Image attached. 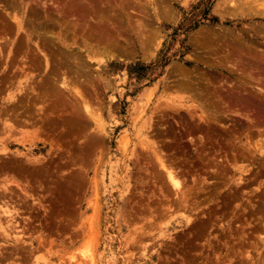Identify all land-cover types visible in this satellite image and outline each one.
I'll return each instance as SVG.
<instances>
[{"label": "rangeland", "instance_id": "obj_1", "mask_svg": "<svg viewBox=\"0 0 264 264\" xmlns=\"http://www.w3.org/2000/svg\"><path fill=\"white\" fill-rule=\"evenodd\" d=\"M43 2L0 0V264H264V102L217 101H264V0Z\"/></svg>", "mask_w": 264, "mask_h": 264}, {"label": "bare ground", "instance_id": "obj_2", "mask_svg": "<svg viewBox=\"0 0 264 264\" xmlns=\"http://www.w3.org/2000/svg\"><path fill=\"white\" fill-rule=\"evenodd\" d=\"M31 1V0H30ZM39 1V0H38ZM48 1V0H47ZM51 1H53V0H51ZM34 2H36V1H34ZM65 2V1H64ZM120 2V3H119ZM123 2V0H68V2L64 5L63 3H62V5H64V6H67V10H68V13H66V14H68V15H71V17H72V19L73 20H75V21H79V23H80V21H82V20H84L85 19V17L86 18H88L89 20V22L90 21H92L96 26H98L99 28L100 27H102V26H104L106 23H104L102 20H103V17L106 15V14H104V12H108L109 10H113V11H115V9H120V12H122L121 10H123L122 9V7L124 6V4H122L123 6H121V3ZM125 2V1H124ZM41 3V2H40ZM43 3H45V0H44V2ZM42 4V3H41ZM46 4V3H45ZM45 4L43 5V6H45ZM49 4H50V2H49ZM60 4V3H59ZM120 4V5H119ZM58 5V4H57ZM11 6H12V4H11ZM19 7V6H18ZM40 7V6H39ZM63 7V6H62ZM86 7V8H85ZM57 8H58V6H57ZM125 8V7H124ZM46 9V8H45ZM14 10V9H13ZM59 10V9H58ZM119 11V10H118ZM117 11V12H118ZM124 11V10H123ZM31 12V11H30ZM29 12V13H30ZM124 12H126V10L124 11ZM100 13V14H99ZM113 13H115V12H113ZM133 13V12H132ZM134 13H135V11H134ZM35 14H36V12H35ZM55 14V13H54ZM98 14L100 15L99 17H100V19H99V17H98ZM103 14H104V16H103ZM116 14V13H115ZM123 14V13H122ZM64 15V14H63ZM67 15V16H68ZM65 16V15H64ZM96 16L98 17L97 18V20L95 19L96 18ZM62 17V16H61ZM69 17V16H68ZM110 16H108V18H109ZM113 16H112V14H111V17L110 18H112ZM108 18H106V16L104 17V19H107V21H109V19ZM115 18H117V17H115ZM68 19V18H67ZM56 21V20H55ZM59 21V20H58ZM62 21V20H61ZM64 21H65V19H64ZM70 21V20H69ZM50 22V21H49ZM69 23V22H68ZM72 23V22H71ZM74 23L75 22H73V25H74ZM81 23H84V21L83 22H81ZM85 23H86V21H85ZM84 23V24H85ZM104 23V24H103ZM109 23V22H108ZM112 23V25H113V22H111ZM115 23V22H114ZM21 24V23H20ZM19 24V25H20ZM63 24V23H62ZM76 24V23H75ZM66 25V24H65ZM68 25V24H67ZM77 25H78V23H77ZM82 25V24H81ZM110 25V24H109ZM21 26V25H20ZM80 26V25H79ZM106 26H108L107 24H106ZM47 27V26H46ZM81 27V26H80ZM90 27V26H89ZM88 27V28H89ZM115 27V26H114ZM117 27V26H116ZM45 28V27H44ZM43 28V29H44ZM83 29H84V26L82 27ZM49 29V28H48ZM87 29V28H86ZM85 29V30H86ZM93 29V28H92ZM96 29H98V28H96ZM29 30V29H28ZM67 30V29H66ZM98 30H100V29H98ZM106 30V29H105ZM70 31V30H69ZM75 31V30H74ZM90 31V30H89ZM31 32V31H30ZM68 32V31H67ZM88 32V31H87ZM108 32V31H107ZM109 33V32H108ZM108 33H107V35H108ZM114 33H115V31H114ZM113 33V34H114ZM81 34V33H80ZM116 34V33H115ZM119 34H120V32H119ZM144 34V33H143ZM86 35V34H85ZM117 35V34H116ZM122 36V35H121ZM89 37V36H88ZM107 37V36H106ZM109 37V36H108ZM113 38V36H111L110 35V38ZM117 37V36H116ZM85 38V37H84ZM103 38H105V37H103ZM119 38H120V36H119ZM83 39V38H82ZM92 39V38H91ZM115 38H113V39H111V40H114ZM107 40V39H106ZM110 40V39H109ZM109 40L108 41H105L104 43H106L107 44V46H108V48H109V45H108V43L107 42H109ZM101 41H102V38H101ZM116 41V40H115ZM95 42V41H94ZM110 43V42H109ZM118 43V42H117ZM129 43V42H128ZM221 43V42H220ZM233 43V42H232ZM235 43V44H234ZM233 44H229L230 46H233L235 49H241L240 47V45H238L236 42H234ZM95 44V43H94ZM98 45H99V43H98ZM110 45H112V42H111V44ZM94 46H96V45H94ZM103 49H105L104 48V46H105V44H104V46H102V45H100ZM113 46H114V44H113ZM230 46H228L227 47V54L226 55H224V60H226V62L228 61L229 62V64H231L232 62H235V60H236V64H240L239 66H242L241 68L242 69H244L245 68V66H244V63H246L245 61H244V59H243V61H244V63L241 61V59L239 58V56L238 57H235V56H237V55H234V53H233V51H232V49H233V47L231 48ZM91 47H92V49L93 48H95V47H93L92 45H91ZM100 48V47H99ZM101 49V48H100ZM219 49V48H218ZM110 50H112L111 48H110ZM255 50V49H254ZM108 51V50H107ZM236 51V50H235ZM263 52V51H262ZM242 53V52H241ZM258 53V52H257ZM249 54V53H248ZM57 56V55H56ZM246 56V55H245ZM249 56V55H248ZM263 56V55H262ZM243 57V56H242ZM252 57H253V55H252ZM256 57V56H255ZM75 58V57H74ZM77 58V57H76ZM248 58V57H247ZM250 58V57H249ZM75 60V59H74ZM219 60H220V58H219ZM260 60H262V59H260ZM260 60H258V61H260ZM77 61H79V60H77ZM231 61V62H230ZM80 62V61H79ZM264 62V61H263ZM242 63V64H241ZM257 63V62H256ZM258 63H260V62H258ZM261 63H262V61H261ZM69 64V63H68ZM233 64V63H232ZM66 65V64H65ZM77 65V64H76ZM234 65V64H233ZM252 65V64H251ZM258 65V64H257ZM238 66V65H237ZM239 66L235 69L234 67V70H237L238 68H239ZM250 66V65H249ZM248 66V67H249ZM261 66H263V65H261ZM79 67V66H78ZM244 67V68H243ZM255 67V66H254ZM252 67V68H250V69H252V70H249V73H248V75L247 76H249L250 78H254V77H252V76H254V74L255 75H258V76H256L257 78L259 77V75L261 76V78H264V69H261L260 67ZM262 68H264V66L262 67ZM241 69V72H243V70ZM239 71H240V69H238ZM244 72H245V70H244ZM242 73H240V75H241ZM182 75V74H181ZM180 75V76H181ZM245 75V74H244ZM246 76V75H245ZM186 77V76H185ZM246 78V77H245ZM256 78V79H257ZM188 79V78H187ZM186 79V80H187ZM190 79V78H189ZM259 79H260V77H259ZM55 80V79H54ZM240 80V79H239ZM253 80V79H252ZM251 80V81H252ZM245 81V80H244ZM260 81V80H259ZM188 82V81H187ZM209 82V81H208ZM224 82V81H223ZM257 82V81H256ZM65 83H66V81H65ZM225 83V82H224ZM184 84V83H183ZM207 84V83H206ZM220 84V83H219ZM221 84H222V82H221ZM256 84V83H255ZM260 84V83H259ZM261 84H264V83H261ZM225 85H228V82H226L225 83ZM232 85V84H231ZM230 85V82H229V88H230V90H227V89H223V87L222 88H220L221 90H222V92H224L225 93V95L224 94H222V92L220 91V93L222 94H220V96L218 97L219 99L217 100L218 102L220 101V102H230V100H232V98H234V101L233 102H264V101H261V99H263V98H255V99H251L250 97H244L245 95H243V94H240L239 96H237L236 94H239L240 93V91L238 90V89H236V88H234V87H232ZM258 85V84H257ZM194 86V85H193ZM201 86V85H200ZM222 86V85H221ZM239 87L241 86V85H238ZM260 86V85H259ZM62 87V86H61ZM261 88V87H260ZM197 89H199V87L197 88ZM205 89V88H204ZM202 90V89H201ZM193 91V90H192ZM244 92V91H243ZM201 94V93H200ZM259 94V93H258ZM219 95V94H218ZM224 95V96H223ZM66 97V96H65ZM197 97V96H196ZM241 104V103H240ZM229 105V104H228ZM243 105V104H242ZM247 104H245V105H243V107H245L247 110V114H248V116L251 114V112L253 111L252 110V108L250 107V106H246ZM236 106V105H235ZM234 106V107H235ZM233 107V108H234ZM232 108V109H233ZM236 109H238L237 108V106L235 107ZM257 109H258V111L256 110V111H253L254 113H257V117L256 118H254L255 119V122L257 123V124H263L264 125V107H257ZM230 111H231V108H230ZM234 111V110H233ZM238 111V110H237ZM236 111V112H237ZM245 112V111H244ZM247 116V115H246ZM247 116V117H248ZM255 123V124H256ZM254 124V125H255ZM257 124L255 125V126H257ZM258 130L259 131H261V129H259L258 128ZM263 130V129H262ZM162 166V165H161ZM164 168H165V170H166V167L165 166H163ZM167 171V173H166V175H167V178H168V180H169V182L172 184V186H174V188L176 189V188H179L181 185H180V183L178 182V178L176 179V177L173 175V173L171 172V171H169V169H167L166 170ZM180 190V189H179ZM181 191V190H180ZM6 214V213H5Z\"/></svg>", "mask_w": 264, "mask_h": 264}]
</instances>
